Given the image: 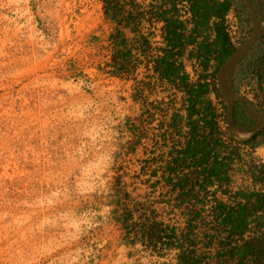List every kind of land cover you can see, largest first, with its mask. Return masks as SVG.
Segmentation results:
<instances>
[{"label":"trees","instance_id":"trees-1","mask_svg":"<svg viewBox=\"0 0 264 264\" xmlns=\"http://www.w3.org/2000/svg\"><path fill=\"white\" fill-rule=\"evenodd\" d=\"M175 1L142 6L136 0H100L103 17L114 24L101 70L127 83L132 106L124 118L126 140L116 152L122 160L109 180L111 219L123 245L139 244L157 256L170 253V264H264V163L250 156L244 162L240 149L248 145L250 155L259 132L240 143L222 140V114L211 100V94L222 99L215 73L234 49L222 16L231 4L239 21L247 17L239 0H185L187 27L175 16ZM211 17L216 21L209 23ZM156 22L161 44L153 41ZM249 54L239 63L240 79L253 77L261 89L264 35ZM182 59L196 62L194 80ZM234 170L251 185L230 189Z\"/></svg>","mask_w":264,"mask_h":264},{"label":"rangeland","instance_id":"rangeland-1","mask_svg":"<svg viewBox=\"0 0 264 264\" xmlns=\"http://www.w3.org/2000/svg\"><path fill=\"white\" fill-rule=\"evenodd\" d=\"M65 1L0 0V264H87L102 240L100 261L165 264L139 247L123 253L119 232L98 217L132 106L127 83L107 78L102 53L85 43L93 3L71 11ZM84 18L92 23L81 33ZM255 83L240 81L237 94L256 104Z\"/></svg>","mask_w":264,"mask_h":264},{"label":"built area","instance_id":"built-area-1","mask_svg":"<svg viewBox=\"0 0 264 264\" xmlns=\"http://www.w3.org/2000/svg\"><path fill=\"white\" fill-rule=\"evenodd\" d=\"M90 2H92L93 4L95 3H99L100 0H89ZM140 5L142 6H147L148 4L151 3L152 0H136ZM216 1H225V0H216ZM175 16L177 17V19L183 21L187 27L191 26V22H190V10H189V4L185 1V0H176L175 4ZM214 20L216 21V19H214L213 17L210 18L209 23H211V21ZM154 24V37H153V41L155 44H161V37H160V25L161 22H156L153 23ZM144 27H147V24L144 23ZM222 27H223V31L227 37V41L230 44V46H232L233 48H236L248 35L246 30H244L241 26V23L239 21L236 9L233 5H229V7L227 8V10L224 12L223 16H222ZM144 33L145 30H142ZM209 35L212 37L213 36V32L212 31H208ZM108 55L109 53L106 54V57L108 59ZM184 62V70L188 73V76L191 80H194L197 77V71H198V67L197 64L194 60L191 61H185L184 59H182ZM106 62V61H105ZM148 68H149V64H147ZM102 65L99 66V68L101 69ZM138 70V74H140L141 76L143 75L142 73V66H139ZM141 70V71H139ZM195 71V72H194ZM210 71V69L208 70ZM107 78L111 79V78H116V77H111V76H107L106 74H104ZM118 79V78H117ZM256 82L255 78H245L243 81L247 82L249 81ZM215 84H216V77L214 80ZM217 86V84H216ZM253 92L252 97H254L255 101L257 102L256 104L259 103L260 101V91L261 89H259V86L257 84V82L255 83V85L252 86ZM245 96V95H244ZM243 96V97H244ZM211 100L212 103L214 104L217 112L221 115L218 118V127L220 129V131H225L226 135H222L221 139L226 141L227 140V136H228V132H227V125H226V120H225V113L223 112V106L225 107V101L222 100L221 98H214L213 95L211 94ZM251 100V99H250ZM251 104H255L254 100H251L250 102ZM229 137V136H228ZM233 140V139H232ZM237 142V141H236ZM240 143V142H238ZM240 145V149H241ZM262 148L264 150V146H259V149ZM256 148H253V150L250 152V155L246 154L245 157L243 156V160L244 162H248L250 157L253 158V161L256 163H264V153L263 154H258L254 151H256ZM250 151V150H249ZM242 153V152H241ZM247 153V152H246ZM255 155V156H253ZM250 156V157H249ZM237 166V161L233 160L232 162V167L233 169ZM236 172V170H234L232 172L231 175V183H230V189H235L237 186L240 185H251V180L250 178H248L246 175L244 174H240L239 176V181L240 183L238 184H234L232 176L233 174ZM107 211V210H106ZM100 219H104L110 226L113 227V229H116L111 216L109 214V212H105V214L103 215V217L99 216ZM99 224V222L96 223V225ZM131 236V235H130ZM120 244L122 245V243L120 242ZM102 245H103V240L99 243L96 244V249H95V253L93 255H91V257L88 260L87 264H99L100 263V259H101V250H102ZM127 248L130 247H139L141 249H144L141 245L136 244L135 246H125ZM145 251H147V253L150 255V257L156 258V259H160V258H168V261L165 264H170L169 259H170V253H166L163 256H157L155 253L150 252L149 250L144 249Z\"/></svg>","mask_w":264,"mask_h":264},{"label":"water","instance_id":"water-1","mask_svg":"<svg viewBox=\"0 0 264 264\" xmlns=\"http://www.w3.org/2000/svg\"><path fill=\"white\" fill-rule=\"evenodd\" d=\"M248 13L250 21V31L248 36L227 55L220 63L216 71V84L217 89L226 102L225 120L227 125L228 136L237 142L247 140L254 134L261 126L264 120V97L262 107L259 112L253 109L251 103L243 96H237L233 90V79L235 68L244 59L246 54L250 51L261 37L264 35V22H262L256 15L250 0H243ZM240 100L246 103L247 115L256 120V122L249 127L236 126L232 121V108L235 100Z\"/></svg>","mask_w":264,"mask_h":264},{"label":"crops","instance_id":"crops-1","mask_svg":"<svg viewBox=\"0 0 264 264\" xmlns=\"http://www.w3.org/2000/svg\"><path fill=\"white\" fill-rule=\"evenodd\" d=\"M75 1H77L78 4H80L82 2V0H66L65 1L66 3H70L69 4V10L72 11V9L74 7V4H75ZM85 11L87 12V10H85ZM92 12H95V14L98 15V16H95L96 17L95 20H97V22H96V24L94 23L95 29L92 30L89 35H87L86 42L85 43L87 44L88 48H91L92 47V48H94V50H97L98 52L102 53L101 54V57L98 56L99 57L98 59H100V63H101L100 65H97L96 66L98 68L101 65L103 66V63L108 60L107 57H106V54L109 53V49H110V43H109V40H108V35L113 30L114 24L112 22H109L108 19H106V18L103 17L102 11H101V3L100 2L99 3H95V4L92 5ZM85 16L86 15L83 14L81 17H85ZM90 23H92L91 20H88L87 21V18H84L83 20L81 19L80 22H79V26H80L79 31H81V33H83L84 31L87 32L88 26H89ZM240 23H241L242 28L244 30H246V32L248 33V30L250 31V26H251L250 23H249L250 26L248 25V20L243 19V20L240 21ZM254 51H256V50L254 49ZM248 54H246L245 57H249L250 54L249 55ZM211 63H212V66L213 67H214V65L216 66V63L215 62H211ZM242 65H244V63ZM242 65H239L238 64L237 67L235 68L234 79H233V90H234L235 95H237V96H239L237 94L238 93V83L240 81H243L244 80V79H240V76H241V67H243ZM216 71H217V69H216ZM215 77H216V73H215ZM111 79L116 80V81H120V83L122 82V80H119L117 78H111ZM238 101H240V100H238ZM257 112H259V111H257ZM233 115H234V112H233V109H232V117H233ZM232 121H233V123L236 126L243 127V126L237 124L236 121L233 118H232ZM263 122H264V120H263ZM255 133H257V132H255ZM256 138H259V140H256ZM248 140H250V139L248 138L245 141H248ZM253 141H260L259 144L256 147H254V148H256L258 150L259 149V145L261 143H264V132H261L258 135H256V137L253 138ZM119 146L120 145H118V147ZM105 209L108 212L111 209V206L108 204V202H107V204L105 206ZM109 214H110V212H109ZM118 246H119L118 249L119 250L122 249L123 253L128 249L123 244L122 245L121 244H118ZM121 255L122 254H119V256H121ZM114 258L115 259H109V258L102 259L99 264H119V261L120 260L122 261V259H123V258H119L117 256L114 257Z\"/></svg>","mask_w":264,"mask_h":264},{"label":"flooded vegetation","instance_id":"flooded-vegetation-1","mask_svg":"<svg viewBox=\"0 0 264 264\" xmlns=\"http://www.w3.org/2000/svg\"><path fill=\"white\" fill-rule=\"evenodd\" d=\"M250 2L253 6V9H254L256 15L259 17V19L262 22H264V0H250ZM239 3L242 7V11H243L244 15L247 17V20L250 23V21L248 19L247 9L245 7L243 0H239ZM253 46H255V45H253ZM253 46H252V48H253ZM245 58L246 57H244V59ZM260 94L262 96L260 95V101H259L258 105L251 104L253 109H255L257 111H260L261 107H262V101H263V97H264V89L262 87H261ZM232 109L234 112V115L232 118L236 121L237 124H239L243 127H248V126H251L255 123L256 120L250 118L246 113V103L245 102L235 100L233 102V108ZM256 132H259V133L264 132V122L261 124L260 128ZM254 134H256V133H254ZM254 134L252 136H250L249 139H251L254 136Z\"/></svg>","mask_w":264,"mask_h":264}]
</instances>
